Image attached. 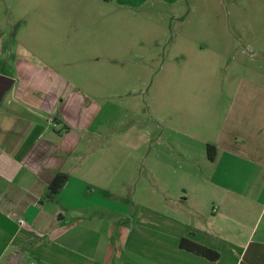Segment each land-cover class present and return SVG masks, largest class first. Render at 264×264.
I'll return each instance as SVG.
<instances>
[{"label":"rangeland","instance_id":"374dc122","mask_svg":"<svg viewBox=\"0 0 264 264\" xmlns=\"http://www.w3.org/2000/svg\"><path fill=\"white\" fill-rule=\"evenodd\" d=\"M0 27V75L13 88L75 87L58 112L40 115L48 130L62 115L86 128L70 160L93 213L85 225L96 220V233H81L85 251L112 246L116 264L123 248L154 258L152 250L159 257L161 245L174 246L171 232L187 217L157 215L174 210L168 196L181 186L189 204L201 195L180 172L208 162L206 143L238 78L264 87V0H0ZM27 68L38 77L15 76ZM10 98L9 89L0 109ZM70 221L65 214L61 224Z\"/></svg>","mask_w":264,"mask_h":264},{"label":"crops","instance_id":"0c3cea01","mask_svg":"<svg viewBox=\"0 0 264 264\" xmlns=\"http://www.w3.org/2000/svg\"><path fill=\"white\" fill-rule=\"evenodd\" d=\"M5 35L0 27V46ZM3 56L0 52V60ZM15 76L36 78L38 72L18 69ZM238 82L215 141L206 143L215 149L213 159L180 172L184 182L200 191L198 204L188 203L181 186L168 196L174 210L157 215L158 220L187 217L176 221L171 232L174 246L161 245L159 257L152 250L154 258L123 248L116 264H264V87L244 76ZM12 86L10 100L0 109V264H111L112 246L104 252L96 246L88 253L86 240L80 239L86 230L97 232L96 220L85 225L84 216L93 213L79 200L83 179L70 169L71 154L81 152L86 128L73 129L62 115L50 117L48 130L49 119L40 115L58 112L61 97L67 98L74 85L58 81L45 90L36 84ZM76 170L81 173L80 166ZM59 174L66 181L50 197L48 186ZM65 214L72 220L68 225L61 224ZM143 235L153 241L149 231ZM181 238L216 251L218 259L180 249Z\"/></svg>","mask_w":264,"mask_h":264},{"label":"trees","instance_id":"16d2710c","mask_svg":"<svg viewBox=\"0 0 264 264\" xmlns=\"http://www.w3.org/2000/svg\"><path fill=\"white\" fill-rule=\"evenodd\" d=\"M215 149L213 146H206V153L208 159L212 160L214 157ZM66 181V176L63 174H59L54 177L51 183L48 186V196L56 195L61 188L63 187ZM178 247L184 251L192 253L196 256L205 258L209 261H216L218 259V253L214 250L206 248L190 238H181L178 242Z\"/></svg>","mask_w":264,"mask_h":264},{"label":"water","instance_id":"95a60500","mask_svg":"<svg viewBox=\"0 0 264 264\" xmlns=\"http://www.w3.org/2000/svg\"><path fill=\"white\" fill-rule=\"evenodd\" d=\"M13 80L9 77L0 75V102L2 101L5 93L11 88Z\"/></svg>","mask_w":264,"mask_h":264},{"label":"built area","instance_id":"2783aa9c","mask_svg":"<svg viewBox=\"0 0 264 264\" xmlns=\"http://www.w3.org/2000/svg\"><path fill=\"white\" fill-rule=\"evenodd\" d=\"M20 223L22 224L23 221H20ZM25 264H35V263H34V262H27V263H25Z\"/></svg>","mask_w":264,"mask_h":264}]
</instances>
